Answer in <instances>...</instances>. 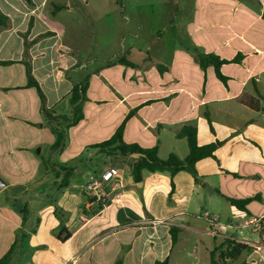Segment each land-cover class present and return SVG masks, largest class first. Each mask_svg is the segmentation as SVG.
Segmentation results:
<instances>
[{
    "label": "crops",
    "instance_id": "0c3cea01",
    "mask_svg": "<svg viewBox=\"0 0 264 264\" xmlns=\"http://www.w3.org/2000/svg\"><path fill=\"white\" fill-rule=\"evenodd\" d=\"M166 4V45L153 50L123 43L109 50L96 41L100 15L91 0H0V12L9 19L0 28V62H13L0 64V129L15 147L4 155L16 149L34 164L27 182H5L7 198L19 204H0V259L22 231L10 264H211L212 253L219 264H264L257 228L264 217V0ZM126 9L124 0L116 8L115 19L127 22L120 38L131 32L141 38L145 15L126 16ZM151 10L156 14L152 4ZM78 35L89 37V45ZM199 53L242 58L221 66L223 83L213 66L201 68ZM25 63L57 116L72 114L70 93L89 79L85 118L68 130L61 151L51 150L55 136L37 90L27 87ZM137 107L124 142L157 146L161 159L188 156L187 140L176 136L186 125L197 128L200 146L224 142L216 159L196 163L199 181L185 171L173 178L144 171L136 182L133 155L109 156L94 148ZM45 163L55 167L47 170ZM109 168L119 175L102 185L99 199L88 186ZM57 195L58 203L45 202ZM256 195L247 211L227 200ZM67 232V240L58 238ZM235 244L248 249L235 252ZM225 252L234 256L222 258Z\"/></svg>",
    "mask_w": 264,
    "mask_h": 264
},
{
    "label": "trees",
    "instance_id": "16d2710c",
    "mask_svg": "<svg viewBox=\"0 0 264 264\" xmlns=\"http://www.w3.org/2000/svg\"><path fill=\"white\" fill-rule=\"evenodd\" d=\"M264 17V16H263ZM8 17L0 12V28L5 27L8 22ZM242 58L241 55H238L235 59L229 61L226 59H220L218 56L213 54H198V59L200 66L203 70H206L209 66H213L216 75L219 80L223 83H226L227 78L222 75L221 73V66L224 64L229 63H237ZM120 62L128 65V66H135L131 62L127 61L126 59L120 60ZM13 62H0L1 65H9ZM26 68V76H27V87L35 88L39 94L41 100V113L45 117L47 121V126L50 128L51 132L55 136V142L51 147L53 152H58L63 150L67 141V134L68 130L72 127L77 126L84 118L85 114L83 111V104L87 98V91L89 86V79L85 78L77 83H75L71 93H70V105L72 108V114L70 116H57L55 113L47 108L46 105V97L43 93L41 86L39 85L38 81L35 79L32 68L28 63H25ZM148 104V103H147ZM144 106V105H142ZM139 107L132 110L124 121L120 124L117 128L115 133L107 140L94 145V148H98L102 150V152L106 153L109 156H131L133 154H142V156L135 159V163L132 170V175L136 182H142L143 179V172L148 171L151 173L155 172H168L171 177L173 178L177 173L185 171L191 174L196 181H199L201 177H199L197 170H196V163L205 158H213L215 157V151L223 145V141H216L214 143L200 146L197 142V128L193 125H186L182 127L178 133L177 138L179 139H186L189 148V154L185 159H180L175 153H171L168 158L161 159L158 155V147L144 149L140 147L138 144H126L124 142V131L125 126L128 120L134 115L136 110ZM211 131L214 132V128L210 119L207 117ZM38 126V125H34ZM45 165H48L45 163ZM67 170V169H66ZM67 183V180L64 181ZM66 186V184H65ZM63 186V188L65 187ZM259 198L258 195L254 197H249L245 199H234V198H227V200L237 209L241 211H247V206L256 201ZM20 214L23 216V226L27 220L28 209L23 208L20 211ZM262 227L260 231V236H264V223L262 222ZM178 232L173 229L171 232L172 242L175 244L177 242ZM70 233L67 232L65 238H61L60 235L58 238L62 241L67 240L70 237ZM22 231L19 232L17 235L14 243L12 244L9 251L0 259V264H10L12 254L15 251L17 245L20 243V240L23 238ZM225 245H222L224 247ZM248 249L246 245L242 244H235L234 251L239 252V250ZM234 252H225L222 253V258H226L229 256H234ZM116 264H122L121 260H118ZM156 264H168V261L157 262ZM211 264H219L218 261L215 260V255L212 253L211 255Z\"/></svg>",
    "mask_w": 264,
    "mask_h": 264
},
{
    "label": "rangeland",
    "instance_id": "374dc122",
    "mask_svg": "<svg viewBox=\"0 0 264 264\" xmlns=\"http://www.w3.org/2000/svg\"><path fill=\"white\" fill-rule=\"evenodd\" d=\"M92 5L96 7V11L99 12V18L97 20V28H96V41L99 42L103 47L106 46L109 50L114 48L121 47L124 43L125 45L132 46H142L149 47L155 49L157 45L160 43L161 46L166 45L167 37L165 36V24L166 17L168 14L169 5L166 4V0H124L127 5V9L125 10V15H133L136 18L139 16V12L142 15H145L146 20L142 21V37L136 38L134 37V32L128 33L123 38L121 37L120 29L125 26L127 23L123 20H116V14L120 12H116V8L120 11V7L123 4V0H91ZM152 2V3H151ZM118 4V6L116 5ZM152 8H156V14L151 10ZM155 4V7H154ZM152 12V16L150 13ZM132 24L130 28H134V21H131ZM152 34V36H150ZM159 34V35H158ZM154 35V36H153ZM79 41L83 40V43L87 42L89 45V37L83 38L78 35ZM123 39V40H122ZM96 54V53H95ZM86 55L84 52L83 56ZM138 55L135 53L133 55L136 58ZM16 144V141H13ZM13 145L10 143V135L7 132L2 131L0 129V176L7 183L21 184L27 182L28 177L32 175L34 172V164L26 160L22 154L18 153V150L15 149L16 154L4 155V152L11 151ZM53 165H45L47 170L54 168ZM8 190H4L0 193V204H15L16 201L9 200L7 198ZM60 195L57 197H49L45 201L47 204L50 203H58ZM19 204V203H16ZM10 205V206H11ZM14 206V205H13ZM19 206V205H18ZM6 238H9L8 236ZM264 242V240H263Z\"/></svg>",
    "mask_w": 264,
    "mask_h": 264
},
{
    "label": "built area",
    "instance_id": "2783aa9c",
    "mask_svg": "<svg viewBox=\"0 0 264 264\" xmlns=\"http://www.w3.org/2000/svg\"><path fill=\"white\" fill-rule=\"evenodd\" d=\"M119 175V171L116 168H109L107 170H105L104 172L101 173L100 175V179L97 180H93L92 183L88 186V191L92 194L97 196L99 199L104 196L105 194L102 193L101 187L104 183L110 182L112 180H114L117 176ZM116 199V203L119 206H122V195L121 194H117L115 196ZM205 217L207 219H209L210 215L208 213L205 214ZM262 222L264 223V217L261 221V223L257 226L259 232L261 231V227H262ZM262 239L264 240V236H262Z\"/></svg>",
    "mask_w": 264,
    "mask_h": 264
},
{
    "label": "water",
    "instance_id": "95a60500",
    "mask_svg": "<svg viewBox=\"0 0 264 264\" xmlns=\"http://www.w3.org/2000/svg\"><path fill=\"white\" fill-rule=\"evenodd\" d=\"M133 156L135 158H138V157L142 156V154L137 153V154H133ZM131 180L133 181V178H131ZM5 188H6V183L0 176V192L3 191Z\"/></svg>",
    "mask_w": 264,
    "mask_h": 264
}]
</instances>
